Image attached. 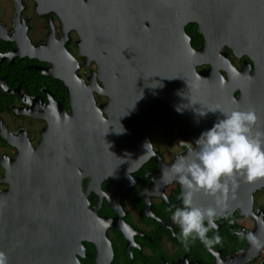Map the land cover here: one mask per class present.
Returning a JSON list of instances; mask_svg holds the SVG:
<instances>
[{
	"label": "flooded vegetation",
	"instance_id": "1",
	"mask_svg": "<svg viewBox=\"0 0 264 264\" xmlns=\"http://www.w3.org/2000/svg\"><path fill=\"white\" fill-rule=\"evenodd\" d=\"M229 11L248 19L225 33L200 23V0H0V190L21 188L31 217L49 208L54 222L78 190L79 264H264L249 239L264 242V178L240 179L218 241L184 247L170 211L182 189L164 177L178 142L219 115L199 112L252 108L264 130V0Z\"/></svg>",
	"mask_w": 264,
	"mask_h": 264
},
{
	"label": "clouds",
	"instance_id": "2",
	"mask_svg": "<svg viewBox=\"0 0 264 264\" xmlns=\"http://www.w3.org/2000/svg\"><path fill=\"white\" fill-rule=\"evenodd\" d=\"M217 116L211 127L203 130L193 141L180 140L183 149L164 173L166 181H175L182 189L180 205L173 206L171 220L179 228L173 235L184 247L190 242L219 240L216 221L228 215V200L240 179L253 182L264 178V130L257 127L255 109L209 108L199 112ZM197 193L212 197V204L195 202ZM249 239L258 247L264 242L256 236ZM0 264H8L7 254L0 251Z\"/></svg>",
	"mask_w": 264,
	"mask_h": 264
},
{
	"label": "water",
	"instance_id": "3",
	"mask_svg": "<svg viewBox=\"0 0 264 264\" xmlns=\"http://www.w3.org/2000/svg\"><path fill=\"white\" fill-rule=\"evenodd\" d=\"M229 5L230 0H200V23L225 33L231 31L230 21L235 16H242L245 25L248 17L230 13ZM174 8L178 11L171 14V22L182 26L184 6ZM244 27L238 28L237 37L244 38ZM76 194L71 217L54 222L48 219L49 208L44 216L31 217L32 208L27 207L21 188L0 190V251L7 254L8 264H79L73 250L84 239L88 225L84 197L78 190Z\"/></svg>",
	"mask_w": 264,
	"mask_h": 264
},
{
	"label": "rangeland",
	"instance_id": "4",
	"mask_svg": "<svg viewBox=\"0 0 264 264\" xmlns=\"http://www.w3.org/2000/svg\"><path fill=\"white\" fill-rule=\"evenodd\" d=\"M4 3H6V5H8V1L9 0H2Z\"/></svg>",
	"mask_w": 264,
	"mask_h": 264
}]
</instances>
